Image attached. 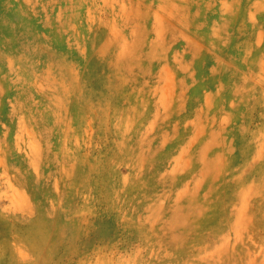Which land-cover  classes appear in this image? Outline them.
Listing matches in <instances>:
<instances>
[{"label":"rangeland","instance_id":"rangeland-1","mask_svg":"<svg viewBox=\"0 0 264 264\" xmlns=\"http://www.w3.org/2000/svg\"><path fill=\"white\" fill-rule=\"evenodd\" d=\"M0 264H264V0H0Z\"/></svg>","mask_w":264,"mask_h":264},{"label":"bare ground","instance_id":"bare-ground-1","mask_svg":"<svg viewBox=\"0 0 264 264\" xmlns=\"http://www.w3.org/2000/svg\"><path fill=\"white\" fill-rule=\"evenodd\" d=\"M11 9H12V8H11ZM13 10H14V9H13ZM16 11H17V10H16ZM19 15H20V14H19ZM29 24H30V23H29ZM14 27H15V26H14ZM28 27H29V26H28ZM31 27H32V26H31ZM31 27H30V28H31ZM19 28H20V27H19ZM32 41H33V40H32ZM30 43H31V42H30ZM32 43H33V42H32ZM32 43H31V44H32ZM34 44H35V43H34ZM29 69H30V68H29ZM35 71H36V70H35ZM27 81H28V80H27ZM29 81H30V80H29ZM25 82H26V81H25ZM23 87H24V86H23ZM29 87H30V86H29ZM25 89H26V88H25ZM28 89H29V88H28Z\"/></svg>","mask_w":264,"mask_h":264}]
</instances>
